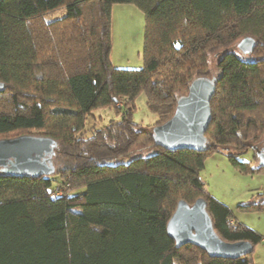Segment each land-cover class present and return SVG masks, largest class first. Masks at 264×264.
Wrapping results in <instances>:
<instances>
[{
  "label": "trees",
  "instance_id": "obj_1",
  "mask_svg": "<svg viewBox=\"0 0 264 264\" xmlns=\"http://www.w3.org/2000/svg\"><path fill=\"white\" fill-rule=\"evenodd\" d=\"M118 3L144 15L138 69L110 60ZM244 37L255 40L248 57L226 51ZM221 50L210 77V55ZM198 77L215 83L207 148L156 145L152 127ZM141 93L157 116L146 127L132 120ZM98 108L115 118L97 125ZM12 137L45 138L51 150L45 174L0 169V264H254L251 253L176 247L166 225L179 200L204 198L223 240L254 247L264 238L200 177L213 152L243 173L264 171L233 157L264 140V0H0V138ZM261 195L237 209L264 210Z\"/></svg>",
  "mask_w": 264,
  "mask_h": 264
},
{
  "label": "water",
  "instance_id": "obj_2",
  "mask_svg": "<svg viewBox=\"0 0 264 264\" xmlns=\"http://www.w3.org/2000/svg\"><path fill=\"white\" fill-rule=\"evenodd\" d=\"M238 47L248 54L254 49L255 40L244 37ZM214 92L213 78L193 79L187 93L177 99L172 116L152 127L154 143L166 150H205L207 139L204 133L211 120L210 100ZM50 150L51 141L45 138H0V169L13 175L45 174ZM166 231L176 247L193 244L210 257L235 259L253 251L248 241L227 242L220 237L213 227L204 198H198L192 204L179 200Z\"/></svg>",
  "mask_w": 264,
  "mask_h": 264
},
{
  "label": "rangeland",
  "instance_id": "obj_3",
  "mask_svg": "<svg viewBox=\"0 0 264 264\" xmlns=\"http://www.w3.org/2000/svg\"><path fill=\"white\" fill-rule=\"evenodd\" d=\"M63 15V11H57L48 16L56 19ZM144 37V15L138 7L130 3H118L112 9L111 23V52L110 60L113 66L120 68H141L143 66L142 50ZM241 39L226 49L234 51L240 57L246 58L238 47ZM225 50L210 55L209 66L211 76L216 75V63L218 57ZM136 109L133 111L132 120L143 127L153 125L157 116L146 106L144 93L138 95ZM34 110L38 109V103H32ZM94 121L97 125L105 124L115 118L114 112L107 108H98L94 112ZM155 125V124H154ZM264 144V140L256 143V146ZM239 162H249L251 167L260 163L257 151L250 147L243 154L233 156ZM129 156L118 158L117 161H127ZM200 177L205 182L208 194L216 200L227 205L232 213L233 219L254 229L264 236V210L244 211L237 209L239 203L253 202L264 191V171L243 173L234 166L230 159L220 152L210 153L200 171ZM254 264H264V240L255 244L251 252Z\"/></svg>",
  "mask_w": 264,
  "mask_h": 264
},
{
  "label": "flooded vegetation",
  "instance_id": "obj_4",
  "mask_svg": "<svg viewBox=\"0 0 264 264\" xmlns=\"http://www.w3.org/2000/svg\"><path fill=\"white\" fill-rule=\"evenodd\" d=\"M259 155L260 163H264V144L260 146L252 145Z\"/></svg>",
  "mask_w": 264,
  "mask_h": 264
},
{
  "label": "built area",
  "instance_id": "obj_5",
  "mask_svg": "<svg viewBox=\"0 0 264 264\" xmlns=\"http://www.w3.org/2000/svg\"><path fill=\"white\" fill-rule=\"evenodd\" d=\"M56 191L58 192V191H60V189L57 187L56 188ZM53 192L52 194H51V197L54 199L55 198V196H56V194H57V192Z\"/></svg>",
  "mask_w": 264,
  "mask_h": 264
},
{
  "label": "crops",
  "instance_id": "obj_6",
  "mask_svg": "<svg viewBox=\"0 0 264 264\" xmlns=\"http://www.w3.org/2000/svg\"><path fill=\"white\" fill-rule=\"evenodd\" d=\"M264 240V238L262 239V241Z\"/></svg>",
  "mask_w": 264,
  "mask_h": 264
}]
</instances>
